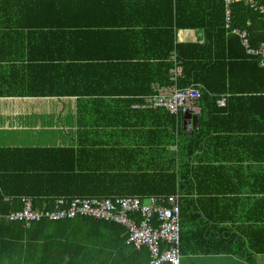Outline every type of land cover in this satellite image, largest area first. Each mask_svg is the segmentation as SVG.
I'll list each match as a JSON object with an SVG mask.
<instances>
[{"label": "crops", "instance_id": "obj_1", "mask_svg": "<svg viewBox=\"0 0 264 264\" xmlns=\"http://www.w3.org/2000/svg\"><path fill=\"white\" fill-rule=\"evenodd\" d=\"M258 2L264 6V0ZM96 8L92 13L97 15L84 16L93 27L67 46L72 66L63 79L55 80L53 71L59 50L39 47L37 42L28 46L27 39L23 47L12 37L7 40L10 46H0V56L5 57L0 61V86L25 87L31 74L24 67H32L34 79L44 75L42 79L57 88L59 81L64 82L70 92L57 98H0V149L36 150L47 158L56 150L62 155L79 150L85 153L83 165L101 170L110 183L125 186L155 183L157 176L173 174L177 152L173 138L179 134L184 264H249L235 254L215 251L264 245V67L260 55L250 52L243 39V47H215L231 55L208 70L214 91H207L203 99L177 115L143 108L153 85L166 84L151 80L158 76L157 68L143 63L139 46L119 31L118 10ZM206 36L203 29H175L174 45L203 44ZM31 37L41 36H26ZM173 58L182 69L177 85L185 87L180 86L183 65L174 50L169 53L168 78ZM40 66L47 68L35 69ZM48 69L51 76L46 75ZM192 84L201 92L206 90L200 82ZM11 155L4 153L5 158ZM32 156L29 152L28 157ZM5 163H12L10 157ZM254 261L264 264V254H255Z\"/></svg>", "mask_w": 264, "mask_h": 264}, {"label": "trees", "instance_id": "obj_2", "mask_svg": "<svg viewBox=\"0 0 264 264\" xmlns=\"http://www.w3.org/2000/svg\"><path fill=\"white\" fill-rule=\"evenodd\" d=\"M96 7L118 10L116 15L121 19L119 31H124L125 39H131L139 46V57L143 63H153L158 70V76L152 81L169 84L171 63L168 58L174 50L183 65L184 78L180 86L196 82L204 84L206 90L201 92V99L207 91H214L207 76L208 70L220 58L231 55L215 47L227 49L234 44L243 47L242 38L233 32L234 29L247 31L249 46L253 49H259L264 42V18L253 12L245 1L235 2L231 7L230 22L226 23L222 0H0V46H10L7 40L12 37L11 41L21 43L23 47L27 39L28 46L37 42L39 47L59 50V55L54 57L59 60H55L57 66L53 71L55 80L63 79L72 66L67 46L76 36H83L87 29L93 27L91 22L84 21V16L97 15L98 12L92 13ZM175 29L195 32L203 29L207 33L206 40L203 44L191 41L174 45ZM26 36L41 37L29 39ZM225 40L229 41L228 46ZM4 59L0 56V61ZM45 68L35 67L41 71ZM24 69L31 74L24 82L26 86H0V98L70 95L66 83L59 81L57 88L53 82L44 81V75L34 79V68ZM46 71V75H52V69ZM5 83L10 85L8 82L2 85ZM170 117L173 123L174 116ZM82 125L81 118H78V127ZM78 136L81 137V131ZM179 137L178 134L173 138L177 145V152L173 154L176 160L173 174L157 176L155 183L125 186L110 183L99 173L101 170L83 165L84 152L79 150L69 151L66 155L58 154L61 151L56 150L47 158L39 156L42 154H37L36 150L0 149V215L21 210L23 197L31 198L34 208L42 209L50 208L52 202L60 197L147 198L180 194ZM5 152L13 154L9 156L11 164L5 163L9 160V157L5 158ZM29 152L32 157H28ZM26 160L32 162L27 163ZM51 162L54 163L50 165ZM249 245L241 251L221 248L215 253L235 254L249 264H255V254H264V245ZM149 259L147 248L136 249L126 244L124 228L114 222L75 218L26 224L0 219V264H149Z\"/></svg>", "mask_w": 264, "mask_h": 264}, {"label": "built area", "instance_id": "obj_3", "mask_svg": "<svg viewBox=\"0 0 264 264\" xmlns=\"http://www.w3.org/2000/svg\"><path fill=\"white\" fill-rule=\"evenodd\" d=\"M225 4L227 22H230L231 7L237 1H245L254 12L264 16V6L258 0H222ZM229 26V24H228ZM240 33L249 51L261 57L264 67V42L259 49L249 46L247 32ZM169 72V84L153 85V93L144 98L143 108L164 109L177 115L191 107L202 97L194 84L178 87L182 69L173 58ZM22 209L0 215L5 222L30 224L41 220L52 222L75 218H91L121 225L126 234V244L137 249L147 248L149 264H181V195L138 197H74L56 198L50 208H34L31 198H22Z\"/></svg>", "mask_w": 264, "mask_h": 264}, {"label": "rangeland", "instance_id": "obj_4", "mask_svg": "<svg viewBox=\"0 0 264 264\" xmlns=\"http://www.w3.org/2000/svg\"><path fill=\"white\" fill-rule=\"evenodd\" d=\"M183 259V258H182ZM181 264H184V259H183V261H182V263Z\"/></svg>", "mask_w": 264, "mask_h": 264}]
</instances>
